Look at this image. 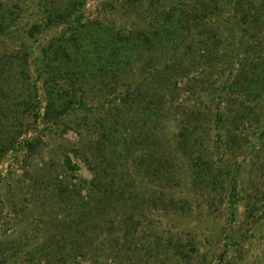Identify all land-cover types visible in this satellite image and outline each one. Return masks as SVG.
<instances>
[{
	"label": "trees",
	"instance_id": "obj_1",
	"mask_svg": "<svg viewBox=\"0 0 264 264\" xmlns=\"http://www.w3.org/2000/svg\"><path fill=\"white\" fill-rule=\"evenodd\" d=\"M87 1L0 0V43L15 35L0 46V161L41 145L24 138L29 120L72 129L73 157L91 173L59 189L72 216L44 264H120L142 249L134 240L152 213L190 212L175 195L186 181L234 215L241 172L227 157L252 135L264 147V0H119V24L112 3L90 18ZM60 28L33 54L31 41ZM212 126L224 135L219 163L207 146ZM259 200L246 207L251 217Z\"/></svg>",
	"mask_w": 264,
	"mask_h": 264
},
{
	"label": "rangeland",
	"instance_id": "obj_2",
	"mask_svg": "<svg viewBox=\"0 0 264 264\" xmlns=\"http://www.w3.org/2000/svg\"><path fill=\"white\" fill-rule=\"evenodd\" d=\"M105 2L112 3L117 9L118 14L109 18L119 24V0H88V16L96 17ZM26 20L24 16L19 21L20 28ZM60 31L61 28L52 29L31 41L33 54L39 53L45 40ZM14 36L2 38L0 46L13 44ZM40 86L41 82L38 83ZM39 100L44 107L42 90ZM72 119L64 121L67 128H73ZM26 125L24 138L41 140L36 152L30 154L25 149H18L7 153L0 161V264H44L45 251L49 250V247L45 248L46 244L58 235L63 219L67 221L72 216L69 205L60 201L59 189L75 183V176L83 180L91 178L85 165L71 152L79 145L72 129L65 130L62 126L47 129L43 124L34 125L29 120ZM254 129L251 128L249 133L255 132ZM208 134L207 146L214 154L215 162L219 163L221 159L214 152L220 145L218 135L223 137V131L212 126ZM252 137L242 144L234 158L227 157L232 167L237 166L241 172L237 181L241 199L234 215L225 202L221 203L218 195L208 199L203 191L195 189L197 193H194L186 181L182 188L175 190V195L191 202L190 212L183 216L152 213L144 222V234L134 240L138 249H142L136 250L135 255L130 250L124 251L119 263L123 264L121 261L125 260L124 264H264V147L258 148ZM64 154L73 159L79 170L74 172L66 167ZM255 195L260 200L254 205L256 210L251 217V210L246 207ZM154 236L160 245L157 250L151 248ZM173 244L178 250L172 247Z\"/></svg>",
	"mask_w": 264,
	"mask_h": 264
}]
</instances>
